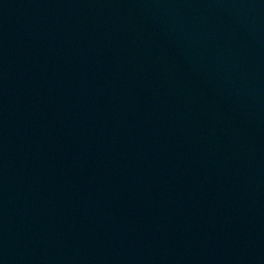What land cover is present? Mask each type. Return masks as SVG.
<instances>
[{"label":"water","instance_id":"obj_1","mask_svg":"<svg viewBox=\"0 0 264 264\" xmlns=\"http://www.w3.org/2000/svg\"><path fill=\"white\" fill-rule=\"evenodd\" d=\"M0 264H264V0H0Z\"/></svg>","mask_w":264,"mask_h":264}]
</instances>
